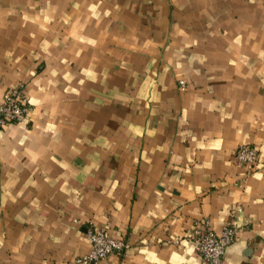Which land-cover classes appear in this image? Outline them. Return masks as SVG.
<instances>
[{
	"label": "crops",
	"instance_id": "crops-1",
	"mask_svg": "<svg viewBox=\"0 0 264 264\" xmlns=\"http://www.w3.org/2000/svg\"><path fill=\"white\" fill-rule=\"evenodd\" d=\"M21 84L0 264L73 262L89 224L127 243L100 264H204L187 233L229 222L221 264H264V0H0V101Z\"/></svg>",
	"mask_w": 264,
	"mask_h": 264
},
{
	"label": "built area",
	"instance_id": "built-area-1",
	"mask_svg": "<svg viewBox=\"0 0 264 264\" xmlns=\"http://www.w3.org/2000/svg\"><path fill=\"white\" fill-rule=\"evenodd\" d=\"M182 87L186 81L181 80ZM30 102L26 95L24 85L11 90L0 101V128L7 126L28 113ZM259 150L251 144H242L235 151L237 165L241 168L251 169L259 160ZM236 210L241 211L238 207ZM90 240V250L83 255L77 256L74 264H100L110 256L122 255L127 249L126 240L115 238L107 234L104 228L90 226L87 230ZM237 227L229 222L217 232L210 227L209 223L195 225L186 235L193 244L197 254L204 264H221L228 247L236 240Z\"/></svg>",
	"mask_w": 264,
	"mask_h": 264
},
{
	"label": "rangeland",
	"instance_id": "rangeland-1",
	"mask_svg": "<svg viewBox=\"0 0 264 264\" xmlns=\"http://www.w3.org/2000/svg\"><path fill=\"white\" fill-rule=\"evenodd\" d=\"M181 80H184V79H180V80H179V85H180V86H181V84H180V81H181ZM181 87H182V86H181ZM15 88H16V87H15ZM15 88H13V89H15ZM13 89H11V90H13ZM8 92H9V91H8ZM8 92H7V93H8ZM7 93H6V94H7ZM6 94H5V95H6ZM5 95H4V96H5ZM252 145H253V144H252ZM257 148H258V147H257ZM258 150H259V148H258ZM259 153H260V150H259ZM256 165H257V164H256ZM256 165L253 166L251 169H249V173H253V172L258 168V167H257L258 165H257V166H256ZM255 168H256V169H255ZM89 227H90V224L88 225V228H89ZM67 264H74V263L72 262V260H70Z\"/></svg>",
	"mask_w": 264,
	"mask_h": 264
}]
</instances>
